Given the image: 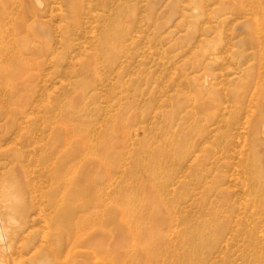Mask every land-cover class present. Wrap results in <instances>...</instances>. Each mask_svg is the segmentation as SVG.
I'll use <instances>...</instances> for the list:
<instances>
[{"label":"rangeland","instance_id":"rangeland-1","mask_svg":"<svg viewBox=\"0 0 264 264\" xmlns=\"http://www.w3.org/2000/svg\"><path fill=\"white\" fill-rule=\"evenodd\" d=\"M22 6L1 51L0 264H264V0Z\"/></svg>","mask_w":264,"mask_h":264},{"label":"bare ground","instance_id":"bare-ground-1","mask_svg":"<svg viewBox=\"0 0 264 264\" xmlns=\"http://www.w3.org/2000/svg\"><path fill=\"white\" fill-rule=\"evenodd\" d=\"M255 4H257V3H255ZM246 7V6H245ZM258 7V6H257ZM20 11H23V6H22V0H0V76H2L3 77V74H4V72H8L9 74H11V71H12V65H10V64H8L7 65V67L5 68L4 66V61H3V52H1L2 51V41H3V32H4V30L3 29H13V30H16V31H20L23 27H22V20L23 19H20V20H18L17 21V19H15V17H14V14H15V12H20ZM20 16V15H19ZM22 17V16H21ZM253 17V16H252ZM5 19H7V20H5ZM25 19V18H24ZM26 20V19H25ZM260 24H263L262 23V21L260 20ZM260 24H259V26H260ZM7 25L9 26V28L7 27ZM254 26H255V23H254ZM258 26V25H257ZM263 27V26H262ZM260 28H261V26H260ZM263 36V35H262ZM264 37V36H263ZM260 38V37H259ZM257 39V38H256ZM263 39V38H262ZM261 39V40H262ZM225 41V40H224ZM14 42V41H13ZM261 42V41H260ZM252 43V42H251ZM263 43V42H262ZM6 44V43H5ZM257 44V43H256ZM260 45H261V43H260ZM7 46V45H6ZM262 46V45H261ZM5 47V46H4ZM257 48V47H256ZM259 48V47H258ZM257 48V49H258ZM7 49V48H6ZM262 50V49H261ZM198 51H200L199 50V48H198ZM9 52V51H8ZM259 52H260V50H259ZM15 53V52H14ZM200 53H201V51H200ZM208 53V52H207ZM229 53V52H228ZM13 54V53H12ZM191 54H192V52H191ZM207 56V55H206ZM219 56V55H218ZM259 56V55H258ZM197 57V56H196ZM201 57V56H200ZM262 57H264V56H262ZM12 59V58H11ZM219 59H221L220 57H219ZM223 59V58H222ZM262 59V58H261ZM261 59L259 60V61H261ZM191 60V59H190ZM250 60V59H249ZM192 61V60H191ZM191 61H190V63H191ZM231 61V60H230ZM246 61H247V59H246ZM263 61V60H262ZM264 62V61H263ZM11 63H14V66L17 68V69H19V70H21V69H23V67H25V62H15L14 61V59L12 60V62ZM193 63V62H192ZM253 63H254V61H253ZM262 63V62H261ZM261 63H257V64H260L261 66H262V64ZM214 64V63H213ZM255 64H256V62H255ZM191 65V64H190ZM192 66V65H191ZM204 66V65H203ZM257 67V66H256ZM191 68V67H190ZM263 68V67H262ZM202 70V69H201ZM247 70V69H246ZM181 71V70H180ZM220 71V70H219ZM186 72L187 71H185L184 72V74L185 75H187L186 74ZM208 72V71H207ZM238 72V71H237ZM256 72H257V70H256ZM182 73V72H181ZM199 73H200V71H199ZM198 73V74H199ZM220 73V72H219ZM179 74V73H178ZM197 74V73H196ZM262 75H263V73H261ZM235 75V74H234ZM238 75H239V72H238ZM242 75V74H241ZM257 75V74H256ZM187 76H189V75H187ZM264 76V75H263ZM1 77V78H2ZM7 77V76H6ZM180 77V76H179ZM183 77V76H182ZM181 77V78H182ZM240 77V76H239ZM243 77V76H242ZM259 77H260V74H259ZM0 78V79H1ZM255 80H256V78H254ZM2 80V79H1ZM186 80H188L187 79V77L185 78V81ZM260 81V80H259ZM211 83V82H210ZM221 83V82H220ZM227 84V83H226ZM226 84H225V86H226ZM211 85V84H210ZM252 85V84H251ZM222 86H224V85H222ZM241 86H242V90H243V85L241 84ZM257 86V85H256ZM182 87V86H181ZM227 87V86H226ZM225 87V88H226ZM246 87V86H245ZM259 87H260V85H259ZM263 87V86H262ZM228 88H229V86H228ZM254 88V87H253ZM220 90H219V92H221V88H219ZM251 90H252V88H250ZM259 89V88H258ZM184 90V89H183ZM182 90V91H183ZM186 90V89H185ZM188 90H190V89H188ZM224 90V89H223ZM260 90V89H259ZM262 90V89H261ZM225 91V90H224ZM258 91V90H257ZM181 92V91H180ZM185 92V91H184ZM247 93H249V92H247ZM263 93V92H262ZM180 94V93H179ZM194 94V93H193ZM192 94V95H193ZM223 93L221 92V95H222ZM226 94V93H225ZM241 94V93H240ZM242 94H243V92H242ZM187 95V94H186ZM219 95V94H218ZM250 95V94H249ZM256 95H257V93L255 94V97H256ZM188 96V95H187ZM228 96H229V94H228ZM243 96V95H242ZM245 96V95H244ZM243 96V97H244ZM248 96V95H247ZM258 97V96H257ZM222 98H225L224 96L222 97ZM229 98V97H228ZM189 99L191 100V103L192 104H195V103H198V99L194 96V98H192V96H189ZM238 99H239V97H238ZM247 99H248V97H247ZM255 99V98H254ZM186 100H187V98H186ZM222 100H224V99H222ZM230 100V99H229ZM232 100V99H231ZM253 100V99H252ZM225 101H227V100H225ZM240 101V100H239ZM238 101V102H239ZM249 101H251V100H249ZM254 102V101H253ZM253 102H251V104L253 103ZM181 103V102H180ZM224 103V102H223ZM228 103H230V102H228ZM264 103V102H263ZM232 104V103H231ZM235 104V103H234ZM224 105V104H223ZM229 105V104H228ZM228 105H225L226 107L228 106ZM233 106H235V105H233ZM253 105H251L250 107H252ZM256 106V105H255ZM254 107V106H253ZM219 108V107H218ZM225 108V107H224ZM229 108H231V107H229ZM236 108V107H235ZM249 108V107H248ZM255 108V107H254ZM195 109V108H194ZM252 109V108H251ZM180 110V109H179ZM249 110V109H248ZM259 112H260V115H262V116H264V105H261V107H259ZM192 111V110H191ZM195 111H193V113H194ZM219 112V111H218ZM221 112V111H220ZM225 112H228V111H225ZM246 112H248L247 110H246ZM249 112H252V111H249ZM192 113V114H193ZM227 114V113H226ZM245 114V113H244ZM221 115V114H220ZM235 115V114H234ZM246 115H247V113H246ZM249 115H250V113H249ZM190 116H191V114H190ZM232 116V115H231ZM243 116V115H242ZM245 116V115H244ZM248 117V116H247ZM241 118V117H240ZM244 118H246V116L244 117ZM256 118V117H255ZM249 120H251L250 118H248ZM247 119V120H248ZM259 119V118H258ZM257 119V120H258ZM221 120V119H220ZM242 120H243V118H242ZM246 120V121H247ZM256 120V119H255ZM245 121V120H244ZM205 122H206V120H205ZM210 122H212V121H210ZM220 122V121H219ZM233 122V121H232ZM236 122H237V120H236ZM182 123V122H181ZM184 123V122H183ZM221 123V122H220ZM229 123V122H228ZM235 123V122H234ZM244 123V126H245V122H243ZM256 123H257V121H256ZM248 124V123H247ZM200 125V124H199ZM239 125V124H238ZM241 125H242V123H241ZM240 126V125H239ZM264 126V125H263ZM179 128V127H178ZM200 128H201V126H200ZM204 128V127H203ZM208 128V127H207ZM217 128V127H216ZM199 129V128H198ZM231 129V128H230ZM242 129V128H241ZM246 129H248V128H245V130ZM192 130V129H191ZM196 130H197V127H196ZM222 130V129H221ZM262 130V129H261ZM186 131V130H185ZM200 131V130H199ZM216 131V130H215ZM219 131V130H218ZM238 131H239V129H238ZM231 132V131H230ZM263 132V131H262ZM203 133V132H202ZM244 133V132H243ZM249 133V132H248ZM192 134H194V133H192ZM197 134H198V132H197ZM206 134V133H205ZM227 134V133H226ZM232 134V133H231ZM236 134V133H235ZM235 134H233V136L235 135ZM245 134V133H244ZM243 134V135H244ZM263 134V133H262ZM187 135V134H186ZM199 135H200V133H199ZM237 135V134H236ZM235 135V139H236V137L237 138H239L238 137V135L236 136ZM242 135V134H241ZM242 135V136H243ZM193 136H195V134L193 135ZM198 136V135H197ZM209 136V135H208ZM212 136V135H211ZM230 136V135H229ZM232 136V137H233ZM245 136V135H244ZM206 137V136H205ZM180 137L178 136V139H179ZM188 138V137H187ZM200 138V137H199ZM241 138V137H240ZM243 138V137H242ZM204 139V138H203ZM207 139H211V138H207ZM206 139V140H207ZM220 139V138H219ZM231 139H233V138H231ZM200 140H202V139H200ZM194 141H195V139H194ZM196 141H197V138H196ZM208 141V140H207ZM211 141H212V139H211ZM243 141V140H242ZM206 142V141H205ZM235 142H237V141H235ZM235 142H233V143H235ZM186 143H187V141H186ZM193 143V142H192ZM230 143H232V142H230ZM229 143V144H230ZM243 143V142H242ZM241 143V144H242ZM246 143H247V141H246ZM264 143V142H263ZM202 144V143H201ZM200 144V145H201ZM208 144V143H207ZM220 144V143H219ZM219 144H218V146H219ZM239 144V143H238ZM238 144H237V146H238ZM203 145V144H202ZM209 145V144H208ZM211 145V144H210ZM215 145V144H214ZM239 146L240 147H242L240 144H239ZM204 147V146H203ZM228 147V146H227ZM230 147V146H229ZM244 147H246V146H244ZM195 148V147H194ZM211 148H213V147H211ZM215 148V147H214ZM213 148V149H214ZM239 148V147H238ZM247 148V147H246ZM206 149V148H205ZM217 149V148H216ZM229 149V148H228ZM184 150V149H183ZM231 151H232V149H230ZM190 151H192V150H190ZM203 151V150H202ZM218 151V150H217ZM225 151V150H224ZM238 151V150H237ZM212 152V151H211ZM213 152H214V150H213ZM219 153H220V150L218 151ZM227 152H229V150L227 151ZM241 152H243V150L241 151ZM245 152V151H244ZM200 153V152H199ZM219 153H217V154H219ZM236 153V152H235ZM238 153H240V152H238ZM182 154H183V152H182ZM209 154V153H208ZM207 154V155H208ZM210 154H212V153H210ZM209 154V155H210ZM220 155V154H219ZM229 155H230V153H229ZM240 154H238V156H239ZM246 155V154H245ZM189 156H190V154H189ZM188 156V157H189ZM220 156H222V155H220ZM219 156V157H220ZM224 156H227L226 154H224ZM185 157V156H184ZM218 156H217V158H219ZM229 157V156H228ZM231 157V156H230ZM233 157H235L234 155H233ZM244 157V156H243ZM194 158V157H193ZM192 158V159H193ZM221 158H223V157H221ZM236 158V157H235ZM238 158V157H237ZM191 159V158H190ZM192 159H191V161H192ZM205 159H207V158H205ZM213 159V158H212ZM211 159V160H212ZM216 159V158H215ZM215 159H214V161H215ZM183 160H185V159H183ZM219 160H221V159H219ZM234 160V159H233ZM242 160V159H241ZM190 161V160H189ZM206 162L208 161V160H205ZM228 160H226L225 162H227ZM186 162V161H185ZM216 162V161H215ZM239 162V161H238ZM212 163V164H211ZM213 160H212V162L210 161V164L211 165H213ZM218 163V162H217ZM224 163V162H223ZM228 163V162H227ZM188 164V163H187ZM201 164H204V163H202L201 162ZM201 164H199V165H201ZM209 164V165H210ZM228 164H230V163H228ZM233 164V163H232ZM194 165V164H193ZM208 165V164H207ZM217 165V164H216ZM202 166V165H201ZM204 166H206L205 164H204ZM230 166V165H229ZM228 166V167H229ZM242 166V165H241ZM193 167V166H192ZM203 167V166H202ZM201 167V168H202ZM207 167V166H206ZM210 167V166H209ZM214 167V166H213ZM223 167V166H222ZM183 168V167H182ZM199 168H200V166H199ZM226 168V167H225ZM244 168V167H243ZM203 169V168H202ZM211 169V168H210ZM214 169V168H213ZM232 169V168H231ZM235 169H236V167H235ZM241 169V168H240ZM191 170H194V168L193 169H191ZM195 170H196V167H195ZM221 170V169H220ZM243 170V169H242ZM241 170V171H242ZM201 171V170H200ZM204 171V170H203ZM206 171V170H205ZM209 171H212V170H209ZM226 172V171H225ZM192 173V172H191ZM203 173V172H202ZM228 173V172H227ZM234 173V172H233ZM188 174H190L189 172H188ZM253 174V173H252ZM194 175H196V174H194ZM201 176H202V174H200ZM207 176L208 175H210V173L208 174H206ZM231 175H233V174H231ZM241 176H242V174H240ZM58 176L59 175H57V178H58ZM197 176H198V174H197ZM200 176V177H201ZM206 176V177H207ZM235 176V175H234ZM237 176V175H236ZM55 177H56V175H55ZM192 177H193V174H192ZM209 177V176H208ZM219 177V176H218ZM246 177H247V174H246ZM252 177H253V175H252ZM222 178V177H221ZM237 178H238V176H237ZM56 178H54V180H55ZM191 179V178H190ZM204 179V178H203ZM206 179V178H205ZM242 179H243V177H242ZM193 180V179H192ZM196 180V179H195ZM194 180V181H195ZM209 180V179H208ZM217 180V179H216ZM235 180H236V178H235ZM241 180V179H240ZM247 180V179H246ZM189 181V180H188ZM193 181V182H194ZM202 181V180H201ZM210 181V180H209ZM211 181H212V179H211ZM215 181V180H214ZM253 181V180H252ZM257 182H258V180H256ZM183 182V181H182ZM206 182V181H205ZM233 182H234V180H233ZM241 181H239L238 183H240ZM243 182V181H242ZM245 182H247V181H245ZM249 182H250V180H249ZM59 183V182H58ZM184 183V182H183ZM190 183H191V181H190ZM208 183V182H207ZM237 183V184H238ZM263 183V182H262ZM68 184V183H67ZM185 184V183H184ZM183 184V185H184ZM225 184V183H224ZM190 185V184H189ZM209 185H211L210 183H209ZM214 185V184H213ZM245 185H247L246 183H245ZM253 185H255V181H254V184H252V186ZM68 186V185H67ZM185 186V185H184ZM193 186V185H192ZM203 186V185H202ZM223 186V185H222ZM240 186V185H239ZM257 186V185H256ZM242 186H240V188H241ZM245 187V186H244ZM255 187V186H254ZM67 188V187H66ZM182 188V187H181ZM63 189V188H62ZM190 189H192V188H190ZM195 189V188H194ZM223 189V188H222ZM237 189V188H236ZM225 190H226V188H225ZM242 190V189H241ZM249 190V189H248ZM193 192V191H192ZM54 193V192H53ZM56 193V192H55ZM199 193V192H198ZM52 194V193H51ZM64 194H66V193H64ZM73 194H71V196H72ZM52 196V195H51ZM74 196V195H73ZM204 196V195H203ZM200 198H202V196L200 197ZM63 200H64V198L61 200L62 202H63ZM199 200V199H198ZM205 200V199H204ZM60 201V202H61ZM249 202V201H248ZM32 206V205H31ZM61 206H62V204L61 205H59V206H57V210H58V207L59 208H61ZM56 208V207H55ZM62 209V208H61ZM72 210V208H68L67 210H66V212H64V213H60V211L58 212L57 211V213H55V215H54V217L52 218V220L53 221H55L54 223H59V222H62V223H64L65 221H70V218L73 216V211H71ZM74 211H75V209H74ZM76 215V214H75ZM173 220V219H172ZM175 220H176V218H175ZM69 227V226H68ZM68 227H67V229H68ZM62 230V229H61ZM62 232H63V230H62ZM68 232H69V230H68ZM64 234H65V232H63ZM67 233V232H66ZM64 234H62L63 236H65ZM172 234V233H171ZM62 236V237H63ZM68 237H69V235H68ZM69 239V238H68ZM68 239H66L65 241H67ZM133 245H134V243H133ZM95 252V251H94ZM158 254V253H157ZM66 255H68V254H66ZM95 255V254H94ZM153 256V255H152ZM161 258H162V256H161ZM162 260V259H161ZM126 261V260H125ZM157 261V260H156ZM172 261H174V260H172ZM164 262V261H163ZM147 263V262H146ZM148 264V263H147ZM172 264V263H171Z\"/></svg>","mask_w":264,"mask_h":264}]
</instances>
